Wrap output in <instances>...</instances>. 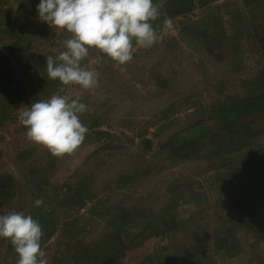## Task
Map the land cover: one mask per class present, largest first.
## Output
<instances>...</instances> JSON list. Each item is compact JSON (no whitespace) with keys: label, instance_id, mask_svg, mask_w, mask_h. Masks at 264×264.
<instances>
[{"label":"rangeland","instance_id":"1","mask_svg":"<svg viewBox=\"0 0 264 264\" xmlns=\"http://www.w3.org/2000/svg\"><path fill=\"white\" fill-rule=\"evenodd\" d=\"M155 2L173 28L124 65L90 49L89 91L49 79L71 34L38 0H0V214L41 223L48 264H264V0ZM53 94L90 109L62 156L18 123Z\"/></svg>","mask_w":264,"mask_h":264},{"label":"clouds","instance_id":"2","mask_svg":"<svg viewBox=\"0 0 264 264\" xmlns=\"http://www.w3.org/2000/svg\"><path fill=\"white\" fill-rule=\"evenodd\" d=\"M160 9L155 0H38V19L71 34L65 50L46 58L49 79L63 86L95 89L97 74L82 66L89 50H98L115 65L130 62L135 47L150 48L173 28L171 18L163 20L159 31L154 27ZM60 92H64L63 87ZM89 111L79 98L53 94L24 106L18 123L25 127L30 142L45 147L53 156H62L72 153L85 140L88 128L81 116ZM42 204V199L34 201V207ZM42 236L41 223L31 215L17 211L0 214V239L10 241L17 255L16 264H48Z\"/></svg>","mask_w":264,"mask_h":264}]
</instances>
